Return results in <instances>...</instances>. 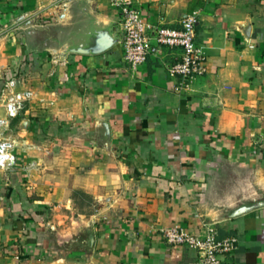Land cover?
Segmentation results:
<instances>
[{"label":"crops","instance_id":"1","mask_svg":"<svg viewBox=\"0 0 264 264\" xmlns=\"http://www.w3.org/2000/svg\"><path fill=\"white\" fill-rule=\"evenodd\" d=\"M132 1L157 28L198 12L207 74L177 92L182 50L157 43L144 65L127 64L106 0H0V24L49 21L32 29L31 52L61 53L6 134L19 149L0 170V264H199L162 230L206 225L238 239L222 264H264V205L245 204L261 200L247 186L264 184V0ZM6 41L0 72L22 54Z\"/></svg>","mask_w":264,"mask_h":264},{"label":"built area","instance_id":"2","mask_svg":"<svg viewBox=\"0 0 264 264\" xmlns=\"http://www.w3.org/2000/svg\"><path fill=\"white\" fill-rule=\"evenodd\" d=\"M118 8L124 30V60L137 69L144 65L152 46L178 47L182 50L181 60L171 67L170 74L180 79L176 91L189 87L194 79L208 72V58L203 48L196 44L199 13L193 12L182 21V29L153 27L147 24L132 0H106ZM16 81L8 82L3 90V112H0V170L8 171L16 165L19 142L6 136L10 121L17 118L24 104L34 98V93L24 89L14 91ZM9 89V93L7 92ZM203 235L192 234L176 226L162 230L166 242L172 247H185L199 254V264H222L221 256L230 255L237 249L235 237L219 239L212 225H206Z\"/></svg>","mask_w":264,"mask_h":264},{"label":"rangeland","instance_id":"3","mask_svg":"<svg viewBox=\"0 0 264 264\" xmlns=\"http://www.w3.org/2000/svg\"><path fill=\"white\" fill-rule=\"evenodd\" d=\"M32 18H35V17L32 15ZM56 18L58 19V15L56 16ZM48 22H47L46 17H41V16L40 17L37 16L36 22H34V19L32 22L31 14L29 13V14H23L21 17L15 20H13L12 17H9L3 20L2 24H0V38L4 37L7 41H11V43L13 42L18 43L19 45L22 46L21 47L22 54L19 57L18 62L16 63L15 69L11 66H7V68L2 69V71L0 72L1 76L3 77L1 81L3 82L5 81L2 88L0 87L1 88L0 89V104L2 102V105H3L2 94L8 82L16 81L15 82L16 87L13 89L16 92L22 91L24 89L30 90L29 88H33L37 84H41L45 82L46 77H48L47 76L48 73H50L51 71L50 69H46L47 62H49L51 59L52 60L55 59L56 61L60 59L61 53L58 54L55 52L54 56H52L51 53L47 52L45 49L40 50V52H37V53L34 52V50H32L31 52V47L29 45L30 44L29 37L31 35L32 29H34L33 31H36V29L38 31H41L39 32L40 35H43L42 33L46 32L45 28ZM54 35L56 38H60L61 36H63L61 31H56ZM7 41H6V44H8ZM44 45L45 43H42L43 47H45ZM52 45L55 49H57L58 47L60 48V46L62 45L61 38L60 40L56 39L55 42H52ZM8 91L9 89H7V92ZM0 112H3V109L2 111L0 110ZM11 121H10V125H11ZM20 121H21V117H18L16 121L12 123V125L9 127L6 134H11L13 131L15 132L18 129V124ZM262 174H263V180H264V170L262 171ZM245 176L246 178H248V173ZM233 188H236V187H233ZM247 193L249 194L256 193V194L261 195V200L259 202L245 203L247 207H252L257 204L264 205V184H262L261 186H253V185L247 186ZM87 202L88 200L85 201V203Z\"/></svg>","mask_w":264,"mask_h":264},{"label":"trees","instance_id":"4","mask_svg":"<svg viewBox=\"0 0 264 264\" xmlns=\"http://www.w3.org/2000/svg\"><path fill=\"white\" fill-rule=\"evenodd\" d=\"M18 117H19V116H18ZM18 117H17V118H18ZM17 118H16V119H17ZM16 119H14V120H16ZM14 120H13V121H14Z\"/></svg>","mask_w":264,"mask_h":264}]
</instances>
